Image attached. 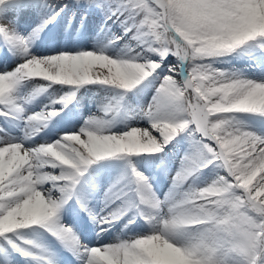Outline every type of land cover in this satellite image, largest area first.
Returning <instances> with one entry per match:
<instances>
[{
    "label": "snow or ice",
    "instance_id": "1",
    "mask_svg": "<svg viewBox=\"0 0 264 264\" xmlns=\"http://www.w3.org/2000/svg\"><path fill=\"white\" fill-rule=\"evenodd\" d=\"M0 264H264V0H0Z\"/></svg>",
    "mask_w": 264,
    "mask_h": 264
}]
</instances>
